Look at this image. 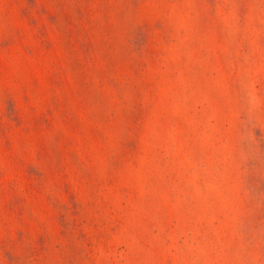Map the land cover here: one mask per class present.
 I'll use <instances>...</instances> for the list:
<instances>
[{"label": "rangeland", "instance_id": "rangeland-1", "mask_svg": "<svg viewBox=\"0 0 264 264\" xmlns=\"http://www.w3.org/2000/svg\"><path fill=\"white\" fill-rule=\"evenodd\" d=\"M0 264H264V0H0Z\"/></svg>", "mask_w": 264, "mask_h": 264}]
</instances>
